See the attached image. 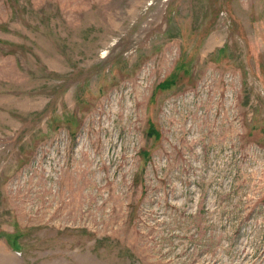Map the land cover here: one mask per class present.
Returning <instances> with one entry per match:
<instances>
[{
	"label": "rangeland",
	"instance_id": "rangeland-1",
	"mask_svg": "<svg viewBox=\"0 0 264 264\" xmlns=\"http://www.w3.org/2000/svg\"><path fill=\"white\" fill-rule=\"evenodd\" d=\"M0 264H264V0H0Z\"/></svg>",
	"mask_w": 264,
	"mask_h": 264
}]
</instances>
